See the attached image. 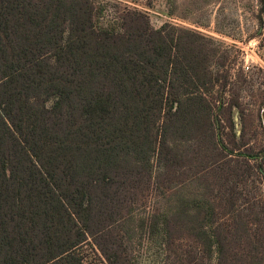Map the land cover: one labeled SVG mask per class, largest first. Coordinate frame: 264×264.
I'll use <instances>...</instances> for the list:
<instances>
[{
  "label": "trees",
  "instance_id": "1",
  "mask_svg": "<svg viewBox=\"0 0 264 264\" xmlns=\"http://www.w3.org/2000/svg\"><path fill=\"white\" fill-rule=\"evenodd\" d=\"M93 5L0 0V264H84L76 249L85 244L109 264H127L110 226L129 187L143 183L172 203L150 224L164 246L186 233L202 264H264L263 237L248 239L250 225L264 223V200L252 213L237 188L262 172L264 151L234 131L238 93L215 106L207 98L227 77L210 67L217 47L168 23L142 30L137 11L122 14L121 23L133 24L119 33L118 21ZM222 178L233 180L219 188ZM173 180L199 188L173 191ZM217 196L229 228L217 223Z\"/></svg>",
  "mask_w": 264,
  "mask_h": 264
},
{
  "label": "rangeland",
  "instance_id": "2",
  "mask_svg": "<svg viewBox=\"0 0 264 264\" xmlns=\"http://www.w3.org/2000/svg\"><path fill=\"white\" fill-rule=\"evenodd\" d=\"M93 3L96 11L99 7L103 9L104 20L118 21L119 33L123 31L122 27L126 22L131 23L128 20V12L137 11L143 13L142 17L134 15L141 21L142 30L145 24L149 32L168 23L209 38L218 51L210 67L212 71L226 74L227 77L226 82L223 79L224 90H220L219 84L222 81L220 80L213 92L207 94V98L215 106L220 100L228 103L233 97L232 94L238 93L243 115L234 110V131L238 137L255 145L257 150L264 151V16L262 20L257 17L259 13L257 0H93ZM170 10L173 11V15L168 14ZM124 13L128 14L127 21L121 23ZM219 117L223 119L221 136L225 139L226 134H230L231 131L226 128L227 121L224 116L221 114ZM151 159L153 172H160L161 168L154 163L155 154ZM257 162L250 160L249 163L255 166ZM232 180L222 178V185L219 188H223V182L229 184ZM207 181L209 184L214 183V186L218 178L210 174ZM179 183H181L179 188L187 194L193 195L199 188L196 181L183 180L176 183L173 180V191H176L175 187ZM144 186L145 183L134 189L128 186L124 206L121 207L122 217L110 226L113 235L123 238L125 252L122 256L125 257L127 264H202V251L191 236L183 233L176 237L175 234L168 248L160 242L162 239L156 230L150 232V224L158 221L155 213L170 210L172 203L162 196L158 197L154 186L149 189H145ZM201 186L204 187V183H201ZM171 188H167L169 193L172 191ZM237 188L241 190V197L238 200L240 205L245 203L244 207L251 206L252 213L259 209L257 205L264 200V165L261 173L254 170L244 176ZM218 190L216 188V191ZM216 198L212 199L217 205V223L229 228L228 215L221 206L224 200L218 196ZM173 199H176V196L171 198ZM263 230L264 223L250 225L248 239L253 241L254 236L258 234L264 239ZM89 240L91 241V238ZM260 247L264 248V241ZM241 248H244L243 243L234 245L229 250V256L234 258V253ZM246 248H250V244L247 243ZM76 251L83 257L84 264H109L94 244H85ZM206 261L204 260V263Z\"/></svg>",
  "mask_w": 264,
  "mask_h": 264
}]
</instances>
